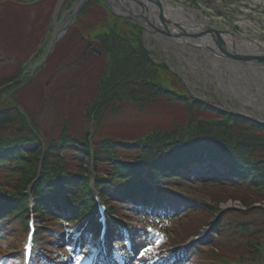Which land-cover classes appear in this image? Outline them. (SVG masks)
<instances>
[{"label": "trees", "instance_id": "1", "mask_svg": "<svg viewBox=\"0 0 264 264\" xmlns=\"http://www.w3.org/2000/svg\"><path fill=\"white\" fill-rule=\"evenodd\" d=\"M71 1L66 0L64 6L68 7ZM95 2L100 3L102 8V20L86 34L79 30L78 24L73 25L67 31V37L60 40L58 50L56 47L53 53L57 58L63 46L65 54L71 53L75 45L72 47L73 43L69 44L67 38L78 28L82 42L76 45L75 50L76 63L81 68L78 74L81 79L85 75L86 81L91 71L98 77L97 84L91 87L94 91L93 100L80 115L83 133L66 126L59 130L61 134L51 136L42 132L22 104L25 98L31 96L28 92L30 88L25 83L32 77L25 76L18 80L23 72L21 67L10 74H1L0 212L7 216L14 215L25 223L29 198L27 189L38 175L32 186V194L41 215L49 212L48 208L60 196L64 197V203L78 202L81 207H89L92 200L87 168L84 167L88 165L90 155H93L94 169L99 172L95 179L96 186L107 196L113 186L118 189L123 183L127 185V180L133 179L134 175L138 174V177L141 167H147L149 177L160 175V178H168L171 174L164 170L157 171L158 167H186L189 162L200 160L205 152L207 158L223 159L234 170L232 180L226 181L215 174L217 185L220 188L228 187L231 191L230 194L214 197L217 200L210 198L212 204L206 206L213 211L218 210L219 202L231 198L238 199L247 208L246 211L232 210L225 213L218 221L217 231H224L225 235L229 233L228 226L233 227L238 235L231 242L236 241L242 248L238 251L239 257L244 258L243 250H246L249 254V259H246L253 262L259 254L264 259V207L251 208L255 201L264 202V123L214 107L205 100L191 96L163 64L154 63L149 58L141 43V28L138 25L113 15L102 0H91L89 4ZM74 34L78 35L76 32ZM48 63L40 71L45 70ZM61 71L56 67L53 72L49 69L48 80L53 74L60 75ZM70 74L71 80L76 79L71 86L83 85L82 81L77 84L76 74ZM88 82L90 79L85 87L91 84ZM15 90L20 92L19 96L15 95ZM78 90L83 92L84 86ZM151 99L161 100L162 103L157 105L172 106L180 110L182 115L171 116L173 121L170 125L155 123L150 129L131 137H123L124 133L102 134L101 124L106 113L119 111L124 104H134L137 109H143ZM5 125L7 128H4ZM44 141L47 143L42 145ZM57 146H60L61 151L56 149ZM65 149L68 153L78 151L81 163L75 171H66L62 176L58 171L65 167L66 156L62 157ZM8 152L11 153L8 159L16 156L13 162L8 163ZM40 162L42 168L38 173ZM47 180H51L52 184L45 185ZM143 185L139 182L127 185V189L133 192ZM121 192L126 194V188ZM254 224L259 226L258 229L253 228ZM234 248L238 249V246Z\"/></svg>", "mask_w": 264, "mask_h": 264}, {"label": "rangeland", "instance_id": "2", "mask_svg": "<svg viewBox=\"0 0 264 264\" xmlns=\"http://www.w3.org/2000/svg\"><path fill=\"white\" fill-rule=\"evenodd\" d=\"M56 1L57 0H38L36 2L35 0H0V77L2 73L10 74L15 72L18 67L24 68L23 74H26L36 63L40 62V59L45 55V50L49 45L52 34L55 33L57 30L56 28H59V30L62 29L64 23L70 17L72 10L80 2V0H72L70 2L71 7L68 9L66 8L63 12L61 10L64 4H61V2L57 3ZM90 1L91 0L84 1L83 6L78 11L79 16L71 25L72 27L78 24L80 27L79 30L84 32V34H86L88 30L93 29L103 18L100 3L95 2L89 4ZM102 1L107 5V9L113 13V15L121 17L122 19L126 18L130 23L141 26L140 28L143 31L141 39L143 45L148 50L147 52H152L155 57L166 60L170 68L169 71L172 70L181 77L182 80L180 83L182 82L192 95L205 98L211 103H216L217 106L228 108L242 115L247 116L248 114L249 117L264 121V72L256 71L258 69V71L264 70V64L257 62L255 59L251 60L253 65L240 60L233 62L225 56V59L228 61H217L215 62V67L217 68H212L214 60L211 56V50L207 47L189 46L182 43L185 39H173L163 33L158 34L155 33L154 30L147 31L144 29L143 17L136 13L137 8L140 9V6L134 0H116L119 2L116 5L109 0ZM166 1L170 6H178L185 13L194 17L199 25V30L212 28L218 30L220 33H231L232 35L230 34V36L233 37L232 43L243 44L244 41L251 42L252 40H257V42L264 45V0ZM85 4H87L86 8H84ZM128 6L132 8L136 6L133 10H129L135 14L129 11L128 13L125 12ZM116 8H119L121 11H119V9L117 11ZM58 12L59 15L62 14L63 17L61 25H58V23L53 20L54 17L56 18ZM127 16H129V18H127ZM181 19L183 18L180 17L175 19L174 23L183 25ZM77 29L78 28L67 38L69 44L73 43L71 45L72 47L75 45L72 52L76 50V45L82 44L81 38L79 39L81 34H79ZM45 30H47L49 34L45 32ZM74 32L78 33V35H75ZM66 37L67 36H65V38ZM192 39L198 41L196 38ZM241 47L244 49H237V51H244L247 49L246 47ZM63 50L64 46L60 48L57 53V58L52 55L51 59H49L48 67L45 68V70L39 71L35 77H32L28 83H25V85L30 88L28 92L31 96L25 98L22 104L27 109V113L33 116V120L42 132L52 134L54 131L57 132L64 123H69L71 129L83 133L82 122L79 115H82V110L86 105L91 104L94 97V91L91 87L97 84L98 77L91 71L90 82H88L91 84H89V87H84L83 92L79 91L78 88L85 85L84 81L83 85L71 86L74 85L76 79L74 78L71 80L70 73L76 74L77 84H80L81 77L78 74V70L81 68H79L80 65L74 62L77 61L74 60L75 53H72L73 56L70 53L66 55V51ZM37 53L39 56L36 58L35 55ZM60 54L64 55V57H60ZM254 54H257L256 56H264V52H257ZM18 56H21L20 59H17ZM58 59L61 60L58 62ZM93 59L96 58L94 57ZM66 62H69L67 67L64 66V64H67ZM98 66H100L99 63ZM55 67L57 70H62L60 75L53 74V76L49 78L48 83H45L50 76L49 69L53 72ZM19 94L20 92L15 90V95L19 96ZM243 101L247 102L243 103ZM252 101L255 103L251 104L250 102ZM152 103L153 105H151ZM157 103H162V101L159 100L158 102L155 99H151L150 103L143 109H137L134 104H124L119 111L106 113L104 123L101 124L102 134L118 135L124 133L122 135L123 137H131V135H138L143 130L150 129L155 123L157 125L158 123L170 125L173 121V116L179 115L178 117H180V115H182L180 110H175L172 106L164 107V105H157ZM178 119L181 120V118ZM4 128H7V125H5ZM86 129H88V127ZM190 190L192 189L185 187L182 193ZM232 205L238 206L239 204H235L232 201H227L222 204V206L225 207ZM122 209L123 211L121 209L120 211L125 214L129 228L132 230L142 227H151L153 230H157L162 227L165 228L166 226L167 221L161 218V216H165L162 211L157 212L155 216H143L135 214L126 207L122 206ZM209 213L210 212L204 210L201 213L190 215V217H186L185 221H182H192L196 218L208 220V218L211 217ZM257 220L258 217L256 218V221ZM173 221L171 217V222ZM179 223L178 221L175 222L177 225ZM3 226L4 223L0 221V256L2 257L5 255V257L0 258V264H17V260H13V257H16L15 253H18L20 250L18 248V243L22 241V229L18 231L16 235H13L11 234L10 228H4ZM202 227L203 226H199V230ZM253 228H257V225L254 224ZM117 231L119 232L118 234H121L120 232H122L123 229L119 227ZM142 240L143 239H140V246H146L145 244L149 242L146 239ZM61 246L62 245L58 244L51 246L50 243H46L42 251L48 254L54 253V255H52L53 259L59 258L60 256L58 253L62 251L65 255L64 258L59 259V262H62L68 253L71 254L72 249H65ZM121 246L122 245H119V248ZM203 248L207 250L209 247ZM88 249L89 248H86L84 251H89ZM222 251H224V249H222L221 252ZM193 253L194 252H189L185 255L187 256L186 258L189 259L186 264H216L214 258L209 257L204 260L202 257V259L196 256L191 257ZM224 253L228 254V257L231 258L238 257L237 255H239V253L237 254V251L232 248L224 251ZM111 256L115 262H119L124 258H131V262L134 261L135 264H147L151 257L148 254H142L135 258L123 251V249L115 251ZM243 256L244 258H249L248 251L243 250ZM8 257L11 259L7 260L9 259ZM88 261L89 259L86 260L83 257H76V260H71L70 263L88 264Z\"/></svg>", "mask_w": 264, "mask_h": 264}, {"label": "bare ground", "instance_id": "3", "mask_svg": "<svg viewBox=\"0 0 264 264\" xmlns=\"http://www.w3.org/2000/svg\"><path fill=\"white\" fill-rule=\"evenodd\" d=\"M109 1H111L113 4H118V1H116V0H109ZM161 2H162V5H163V7H164V9H165V12L169 15V17L170 18H172V19H175V18H183L182 20H183V22L184 21H186L188 24H194V23H196V21H195V18L194 17H192V16H190L189 14H185L184 12H183V10L181 9V8H179L178 6H175V7H173V6H170L167 2H166V0H161ZM147 4H149V3H147ZM115 5H113V6H115ZM119 9V8H118ZM118 9L116 8V10L118 11ZM129 10H133V8L132 7H127L126 8V13H128V11ZM119 11H121L120 9H119ZM153 11V10H152ZM129 12H132V11H129ZM140 12V9H138L137 8V10H136V13H139ZM154 12V11H153ZM132 13H134V12H132ZM181 14V15H180ZM179 15H180V17H179ZM196 25V24H195ZM226 38V40H227V44H228V47L230 48V49H232V46L230 45V42H232L233 40H232V38L230 37V36H226L225 37ZM192 44H194V43H192ZM195 45V44H194ZM199 45L200 46H202L203 48H205V46L206 47H208L207 45H209L210 47H212L213 46V43H212V41H211V39L210 38H208V37H205L202 41H200V43H199ZM235 46H236V48L237 49H241L242 47L241 46H243V47H246L247 49L246 50H244V51H252L253 50V45H252V43L251 42H249V41H244L243 42V44H240V43H235ZM262 47V46H261ZM261 47H259L258 48V50H257V48L255 49V51H258V52H260L261 51ZM242 49H244V48H242ZM212 54V53H211ZM212 57H213V55H212ZM213 60H214V62L212 63V68H217V67H215V62H217V61H219L220 59L219 58H214L213 57ZM252 68H254V67H252ZM257 69V68H256ZM259 70V69H258ZM258 70H256L257 72H264V71H262V70H260V71H258ZM211 74H213V73H211ZM248 101V100H247ZM247 101H243V103H245V102H247ZM249 101H251V100H249ZM251 104H253V103H255V102H250ZM263 113H264V111H263ZM262 117V116H261ZM63 127H65V125H62V126H60V128L57 130V131H59L61 128H63ZM54 133V132H53ZM67 133V132H66ZM57 134H61V132H57V133H55L54 135H57ZM52 136H53V134H52ZM49 140H51V139H49ZM47 143V141H44L43 143H42V145H45ZM56 149L57 150H59V151H61V149H60V146H57L56 147ZM77 151V150H76ZM9 154H11L10 152H8V154H7V156H6V159H7V161H8V163L9 162H13L14 161V159H15V157L16 156H11V157H9V159H8V156H9ZM66 156V157H65ZM80 156H81V154H79L78 153V151L75 153V152H73V151H71V152H69L68 153V151H67V149H65V150H63V152H62V157H65V167H62L59 171H58V174L59 175H65V172L67 171V172H73V171H75L76 169H77V167H78V164H80L81 163V160H80ZM206 156H207V154H206ZM93 155L91 156H89L88 157V160H87V162H88V164H90V163H92L93 162ZM84 163V162H83ZM41 162H40V165H39V169H38V173H40V170H41ZM68 173V174H69ZM38 178H39V175H38ZM50 184H52V182H51V180H47L46 182H45V185H50ZM30 193H32V190H30Z\"/></svg>", "mask_w": 264, "mask_h": 264}, {"label": "water", "instance_id": "4", "mask_svg": "<svg viewBox=\"0 0 264 264\" xmlns=\"http://www.w3.org/2000/svg\"><path fill=\"white\" fill-rule=\"evenodd\" d=\"M147 3H151L155 6L156 15L158 18V25L150 24L156 31L168 35L172 38H179L183 40L184 37L192 39H201L204 35H211L215 44L219 47L220 51L227 56H230L235 59H241L245 61L256 60L259 63L264 64V56H255V55H245L240 53H230L226 50L224 42L221 38V35L218 31H213L209 29H194L192 27H187L185 25H180L178 23L171 22L167 18L164 7L161 5L159 0H145ZM139 4L147 9V6L141 1H138ZM184 36V37H183Z\"/></svg>", "mask_w": 264, "mask_h": 264}]
</instances>
